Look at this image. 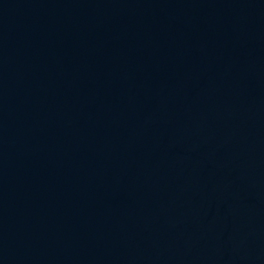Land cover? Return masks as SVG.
<instances>
[{"label": "water", "instance_id": "obj_1", "mask_svg": "<svg viewBox=\"0 0 264 264\" xmlns=\"http://www.w3.org/2000/svg\"><path fill=\"white\" fill-rule=\"evenodd\" d=\"M0 264H264L182 0H0Z\"/></svg>", "mask_w": 264, "mask_h": 264}]
</instances>
